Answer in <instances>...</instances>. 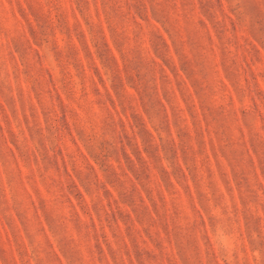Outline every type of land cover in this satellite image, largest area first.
Wrapping results in <instances>:
<instances>
[{
	"label": "rangeland",
	"instance_id": "1",
	"mask_svg": "<svg viewBox=\"0 0 264 264\" xmlns=\"http://www.w3.org/2000/svg\"><path fill=\"white\" fill-rule=\"evenodd\" d=\"M0 264H264V0H0Z\"/></svg>",
	"mask_w": 264,
	"mask_h": 264
}]
</instances>
